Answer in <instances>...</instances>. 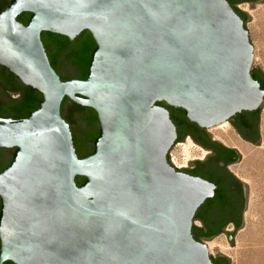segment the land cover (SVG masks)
<instances>
[{"label": "water", "instance_id": "water-1", "mask_svg": "<svg viewBox=\"0 0 264 264\" xmlns=\"http://www.w3.org/2000/svg\"><path fill=\"white\" fill-rule=\"evenodd\" d=\"M84 31L96 44L87 77L64 65L62 81L42 33L74 41ZM253 63L227 0H11L0 66L42 101L24 119L0 118V149L12 150L0 173V264H213L192 230L214 185L171 164L177 129L159 104L204 130L257 111L264 90L252 71L264 74ZM66 98L80 152L94 149L82 159ZM73 103L99 124L86 128L93 114L72 115ZM236 231L225 232L231 247Z\"/></svg>", "mask_w": 264, "mask_h": 264}, {"label": "flooded vegetation", "instance_id": "flooded-vegetation-1", "mask_svg": "<svg viewBox=\"0 0 264 264\" xmlns=\"http://www.w3.org/2000/svg\"><path fill=\"white\" fill-rule=\"evenodd\" d=\"M43 34L44 33H42L41 36L42 42L44 39ZM252 74H256V72L252 71ZM4 84L5 80L0 78V100L4 101V99H6L14 101L18 99L19 93L17 86H13V90L6 92ZM13 94H17V98H12ZM175 114L176 113L172 111V115ZM0 118L11 117L0 116ZM259 118L258 110L253 112L244 111L237 114L229 122L242 142L249 145H256L260 137ZM70 129L74 148L78 157L82 159L89 156L94 149L86 154H82L79 150L78 139L71 127ZM176 129L178 136L177 143L182 142L185 138H190L201 148L202 152L201 158L195 159L196 161L192 162L190 165L187 163L181 164L185 165V167H183V169L180 168L182 170L178 171L191 177L203 179L214 185L213 197L206 200L194 218L193 223L196 224L193 229H202L200 233H197L196 238L199 242L203 240H212L225 232L231 233L230 228L234 230L239 229L243 223L246 206V191L242 180L231 170V168L235 167L239 162L240 158L238 152L235 148L220 144L216 139L209 136V134H207L209 130L200 129L198 126L195 127L189 124L179 126ZM10 151L12 150L0 149V173L10 163L5 165L7 162L4 163L2 161L6 156L5 154ZM173 162L174 160L172 159V164ZM228 235L231 240L233 234Z\"/></svg>", "mask_w": 264, "mask_h": 264}, {"label": "rangeland", "instance_id": "rangeland-1", "mask_svg": "<svg viewBox=\"0 0 264 264\" xmlns=\"http://www.w3.org/2000/svg\"><path fill=\"white\" fill-rule=\"evenodd\" d=\"M237 8L250 16L245 26L254 46L252 70L258 67L264 74V2L244 3ZM259 117V145L242 142L230 122L219 133H207L220 144L237 150L240 160L231 170L242 180L246 191L243 223L234 235L235 246L231 247L225 233L212 240L201 241L208 247L211 244L216 246L212 251L209 250L211 258L223 255L230 264H264V100L259 108ZM241 144L248 147V157L242 154ZM201 153L197 144L190 138H185L182 142L175 143L169 151V157L171 164L173 159L178 166H185L181 164L201 158ZM230 230L235 231L233 228Z\"/></svg>", "mask_w": 264, "mask_h": 264}, {"label": "trees", "instance_id": "trees-1", "mask_svg": "<svg viewBox=\"0 0 264 264\" xmlns=\"http://www.w3.org/2000/svg\"><path fill=\"white\" fill-rule=\"evenodd\" d=\"M228 3L234 8V11L236 14L244 21V24L246 23L247 16L245 13L241 12L237 9V6L244 3H254L258 2L260 0H227ZM11 0H0V12L4 11L6 7L9 5ZM30 18V14L24 13L20 15L17 20L27 25ZM246 28V26H245ZM47 37L46 42L43 41L44 47L46 49V53L48 55L50 64L52 68L56 71V73L59 75L62 81L71 80L66 79L61 76V73L59 71L60 67L64 65H71L75 69L78 70L79 75L75 78L77 80H85L88 74L90 62L92 53L94 52L96 48L95 41L91 34L88 31H84L80 36H78L74 41H70L67 37L52 34V33H44ZM0 75L5 80L4 88L5 91H11L13 90V86H17V90L19 93L18 99L14 101H3L0 100V116H10L13 120H19L24 119L28 117L30 113L35 111L42 101V95L36 91L32 90L30 87L24 86L14 75L8 72V70L4 67L0 66ZM252 78L257 81L260 84V87L262 90H264V79H261L257 74H252ZM15 91V90H14ZM9 101V102H8ZM65 101H67V98L63 101L62 108H61V114L63 119L69 124L71 127V121L66 117L64 113V104ZM160 106L165 107L169 113L170 118L176 128L179 126H183L185 124H189L192 126L197 127L195 124L190 123L186 118L183 110H180L182 114L184 115L183 118L177 117V111L172 110L171 107H168L166 104L162 103L159 104ZM73 114L72 115H78L81 114V116H84L88 113V111H91L93 116L87 121L86 128L92 127L95 124H99L97 115L94 112V110L90 108H82L75 103L72 105ZM172 111H174L176 114L172 115ZM259 112V110H258ZM99 133L94 136L93 138H85L83 140L84 146H90L94 143V141L97 139ZM184 137V136H183ZM12 159V158H11ZM11 159L9 162H11ZM10 164V163H9ZM6 165V164H5ZM4 165V166H5ZM3 166V167H4ZM85 182L84 178H76V183L78 187H81ZM202 229H193L192 233L194 238L198 241L196 238L197 233H200ZM213 264H223L220 260H215L211 258ZM228 263V261H226ZM11 263L7 262L6 264ZM12 264V263H11Z\"/></svg>", "mask_w": 264, "mask_h": 264}, {"label": "bare ground", "instance_id": "bare-ground-1", "mask_svg": "<svg viewBox=\"0 0 264 264\" xmlns=\"http://www.w3.org/2000/svg\"><path fill=\"white\" fill-rule=\"evenodd\" d=\"M227 124H228V122H223V123H221L220 125H218L216 127L210 128L209 131L210 132L219 133L220 130H222L223 128H226L227 127ZM240 149L242 151V154L245 155L246 157H248V155H249V149H248V147L246 145H242L241 144ZM173 164H174V166H177L178 168L185 167V166H178V164L176 162H173ZM215 247L216 246L214 244H211V245H209L208 249L210 251H212L213 249H215Z\"/></svg>", "mask_w": 264, "mask_h": 264}, {"label": "built area", "instance_id": "built-area-1", "mask_svg": "<svg viewBox=\"0 0 264 264\" xmlns=\"http://www.w3.org/2000/svg\"><path fill=\"white\" fill-rule=\"evenodd\" d=\"M172 157V156H171ZM174 166V165H173ZM175 168H178L177 166H174ZM178 169H180V168H178Z\"/></svg>", "mask_w": 264, "mask_h": 264}]
</instances>
